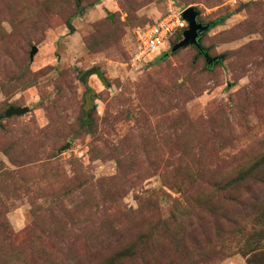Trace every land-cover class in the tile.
<instances>
[{
  "label": "rangeland",
  "instance_id": "1",
  "mask_svg": "<svg viewBox=\"0 0 264 264\" xmlns=\"http://www.w3.org/2000/svg\"><path fill=\"white\" fill-rule=\"evenodd\" d=\"M172 1L209 25L212 68L173 44L134 62ZM10 106L29 112L0 121V264L264 261V0H0Z\"/></svg>",
  "mask_w": 264,
  "mask_h": 264
},
{
  "label": "built area",
  "instance_id": "2",
  "mask_svg": "<svg viewBox=\"0 0 264 264\" xmlns=\"http://www.w3.org/2000/svg\"><path fill=\"white\" fill-rule=\"evenodd\" d=\"M185 8L177 7L172 1L167 13L153 25L138 28L135 32L136 52L134 62L146 61L150 55L162 47L169 48L170 39L179 31L182 33L188 28L183 18Z\"/></svg>",
  "mask_w": 264,
  "mask_h": 264
},
{
  "label": "water",
  "instance_id": "3",
  "mask_svg": "<svg viewBox=\"0 0 264 264\" xmlns=\"http://www.w3.org/2000/svg\"><path fill=\"white\" fill-rule=\"evenodd\" d=\"M199 15L200 13L194 7H189L183 12V18L187 21L188 28L182 33V39L171 48V53H176L177 51L188 48L190 46L200 48L199 43L201 37L206 31H208L209 25L198 22ZM37 51L38 49L36 47H33V50L31 52V59H33ZM168 55V53H165L161 58L168 57ZM206 59L209 63L211 62V60L207 56ZM28 112V107L16 108L10 106L4 112V114L0 116V121L2 119L11 118L13 116H22Z\"/></svg>",
  "mask_w": 264,
  "mask_h": 264
},
{
  "label": "trees",
  "instance_id": "4",
  "mask_svg": "<svg viewBox=\"0 0 264 264\" xmlns=\"http://www.w3.org/2000/svg\"><path fill=\"white\" fill-rule=\"evenodd\" d=\"M227 17H222V18H219V20H217V22H215L216 23V25H221L222 24V22L226 19ZM182 39V32L181 31H179V32H177L171 39H170V46L173 44V46L175 45V44H177L180 40ZM177 42V43H176ZM199 45H200V48H197V47H195L196 48V50L198 51V53H199V55H201V56H203L204 57V59H205V61H206V63H207V68H212L213 67V63L214 62H208L207 61V59H206V56L208 57V58H210L207 54H206V50H205V48H203V46L201 45V40H200V43H199ZM172 46V47H173ZM95 73H97L101 78H102V75L100 74V73H98V71H94V74ZM85 74V72H80L79 73V76H80V78H82L83 77V75ZM83 81V83H84V85L87 87V85H86V82L84 81V79L82 80ZM89 91V88H87V92ZM91 116H90V113L89 112H86L85 114H83V117H82V121H81V123H82V125L84 126V127H90V125L92 124V121H91V118H90ZM259 167H262V168H264V160H262V162H260L259 164H257V167L256 168H259ZM262 168H260V169H258V171L262 174ZM259 172H257L256 170L255 171H250V172H248L247 174H246V178H243V177H241L240 179L242 180V181H247V182H253L254 184H256V183H259V182H261V181H263L260 177H259V175H260V173ZM236 184L237 183H239L238 182V180L235 182ZM248 211V209L246 208L243 212L245 213V212H247ZM259 251H261V249L258 247V246H254L253 248H251L250 250H249V253H247L246 255H251L250 256V258L248 259V262H249V264H264V261H261V259L260 260H258L257 258L258 257H260V255H258L257 253L259 252Z\"/></svg>",
  "mask_w": 264,
  "mask_h": 264
},
{
  "label": "crops",
  "instance_id": "5",
  "mask_svg": "<svg viewBox=\"0 0 264 264\" xmlns=\"http://www.w3.org/2000/svg\"><path fill=\"white\" fill-rule=\"evenodd\" d=\"M160 19V18H159Z\"/></svg>",
  "mask_w": 264,
  "mask_h": 264
}]
</instances>
